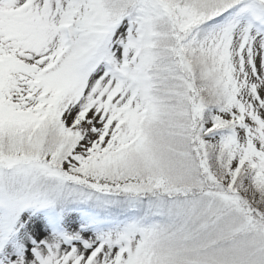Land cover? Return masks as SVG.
<instances>
[{
  "label": "snow or ice",
  "instance_id": "1",
  "mask_svg": "<svg viewBox=\"0 0 264 264\" xmlns=\"http://www.w3.org/2000/svg\"><path fill=\"white\" fill-rule=\"evenodd\" d=\"M0 264H264V0H0Z\"/></svg>",
  "mask_w": 264,
  "mask_h": 264
}]
</instances>
